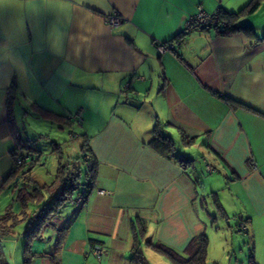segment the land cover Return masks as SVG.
Masks as SVG:
<instances>
[{"label":"crops","instance_id":"0c3cea01","mask_svg":"<svg viewBox=\"0 0 264 264\" xmlns=\"http://www.w3.org/2000/svg\"><path fill=\"white\" fill-rule=\"evenodd\" d=\"M249 1L0 0V188L13 184L12 152L24 143L17 99L36 114L81 109L78 129L96 161L86 202L58 220L68 226L60 264H132L136 219L145 229L140 247L152 250L148 240L187 255L204 233L207 264L221 263L210 255L213 243L238 251L240 264H264V0L240 12ZM199 5L238 13L237 24L250 25L256 38L215 29L182 34ZM114 13L122 20L110 26ZM164 41L175 46L159 54ZM155 127L180 146L179 158L150 144ZM195 144L206 153L202 174H217L207 185L195 161L183 158ZM206 195L218 213L212 221ZM237 216L247 233L235 231ZM46 235L35 252L52 250L55 232ZM94 242L106 250L100 260L90 253Z\"/></svg>","mask_w":264,"mask_h":264},{"label":"trees","instance_id":"16d2710c","mask_svg":"<svg viewBox=\"0 0 264 264\" xmlns=\"http://www.w3.org/2000/svg\"><path fill=\"white\" fill-rule=\"evenodd\" d=\"M258 4L259 0H250L240 12H253ZM218 13L222 23L221 25L215 26L217 34L229 35L236 31H242L248 36L256 38L255 32L250 25L237 24L238 13H228L221 9H218ZM207 30L208 29L199 31ZM222 98L227 99L234 106L251 108L240 101L228 97ZM253 110L256 111L255 109ZM60 117L69 127L80 123V121L73 122L67 119L66 116ZM154 133L155 136L150 141V144L154 148L163 154L180 157L176 154V148L169 136L161 134L160 129L157 127L154 129ZM82 136L84 140L79 148L78 156L80 161H82V165L71 164V166L67 167L59 164V168L50 183L39 184L33 182L34 184H31L29 187V182L26 180L31 178L29 174L40 161V153L36 149L30 147L25 142L18 141L16 148L12 152L13 159L17 155H27L28 158L23 159L24 157H22V163L20 165H14L12 163L10 182H13V184L9 189L14 193L18 206L17 209L13 210L8 208L5 209L4 212H0V240L5 237H12L15 231L14 227L18 223H25L24 234L26 237V248L24 250L23 264H33V260L36 257L47 258L49 264H60L58 254L65 230L68 226L64 224L65 220L58 225L55 219H61V213L68 204L76 207L86 202L85 197L93 188L96 174V161L89 148L88 138L85 134H82ZM34 157L36 158L34 159ZM88 166L90 168H88ZM16 177L18 178L17 181H15ZM8 185L9 182L2 186L0 192L7 189ZM79 198L82 200L78 201ZM138 222L139 220L136 219L131 223L134 242L130 261L132 264H146L139 250L141 240L144 239L145 229ZM50 230L55 232L56 241L52 250L33 252L30 248L32 241L43 239L47 241L49 236L46 235V232ZM95 244L100 243L94 242L91 246ZM144 244L154 252L165 256L171 264H207L208 237L204 233L191 239L185 249L187 255H182L162 243H154L145 240ZM1 253L0 247V254Z\"/></svg>","mask_w":264,"mask_h":264},{"label":"rangeland","instance_id":"374dc122","mask_svg":"<svg viewBox=\"0 0 264 264\" xmlns=\"http://www.w3.org/2000/svg\"><path fill=\"white\" fill-rule=\"evenodd\" d=\"M28 110V113H23V111ZM40 116H39V115ZM45 115V117H43ZM14 116L15 124L19 135L22 137L24 142L30 147L36 149L40 153V161L31 173L29 174L31 178L26 179L29 182V187L31 184L39 183H50L59 168V164L63 166H71V164L82 165V161L79 159V148L83 144V136L78 129V125L74 124L71 127L67 126L61 115H51V114H40L34 113L23 100L16 101L14 106ZM74 137H71L72 135ZM177 152H180V146H177ZM185 153V152H184ZM206 153L202 147L198 144L191 146V151L185 153V157L190 160H194L196 168L200 171V183L201 180L207 185L209 180L207 179L210 175L216 176L217 174H202V160ZM83 170V169H82ZM83 173V171H82ZM213 180V179H211ZM202 184V183H201ZM200 184V186H201ZM203 185V184H202ZM219 192V191H218ZM220 197L226 199L225 190H220ZM206 202L209 205L206 210L210 214V221L216 216L217 211L211 203V200L206 195ZM17 201L14 193L7 189L5 192L0 194V212H4L5 209H17ZM74 207L68 204L61 213V218L66 219L73 213ZM217 218V217H216ZM223 217L218 215V220L222 221ZM229 219H233L231 214H229ZM58 223L59 221L55 219ZM231 223V222H230ZM14 235L12 237H5L0 240V247L2 253L0 254V264H23L24 250L26 248V237L24 234L25 223H18L14 227ZM47 233V232H46ZM55 238L53 240V245L55 244ZM46 240H34L32 241L30 248L35 252L36 246L45 244ZM212 247L211 256L215 257V260H221L220 264H240L241 258L238 251L222 250L220 245L216 246L215 243L210 244ZM209 247V245H208ZM141 253L146 264H163L159 263V259H164L158 253L141 246ZM209 249V248H208ZM221 253L223 257H221ZM165 257V256H164ZM218 257V259H217ZM207 258V257H206ZM222 258V259H221ZM37 260L40 258L36 257L33 260V264H36ZM165 260V259H164ZM163 260V261H164ZM166 261V260H165ZM40 264V262H37ZM167 263V262H165Z\"/></svg>","mask_w":264,"mask_h":264},{"label":"built area","instance_id":"2783aa9c","mask_svg":"<svg viewBox=\"0 0 264 264\" xmlns=\"http://www.w3.org/2000/svg\"><path fill=\"white\" fill-rule=\"evenodd\" d=\"M121 20L122 18L119 17L115 13L113 15H110L107 18V22L109 23L110 26L117 25ZM221 23L222 21L219 18L218 9L214 12H207L199 5L197 6L195 12H193L187 18L184 24V27L182 28V33L188 34L193 31H199V30H205V29H208V30L215 29V26L221 25ZM174 46H175V43L173 41H164V42H158L156 44V49L159 54H163L165 52L172 50ZM67 119L73 122L81 121V109H77L74 113L68 115ZM74 136L75 135L73 134L71 137H74ZM22 157H24L23 159L28 158L27 155H17L13 159V164L20 165L22 163ZM35 158L36 157H34V159ZM251 165H254L253 161L251 162ZM88 168L90 167L88 166ZM205 171L207 173H212L214 171V168L212 167L211 164L207 163L205 165ZM85 192H86V189H85ZM98 193L103 194L104 190L99 189ZM87 197H88V194L85 197L86 200H87ZM81 200H82L81 198L78 199V201H81ZM235 221H236L235 231L239 234L247 233L248 228H247L245 221L239 216L235 217ZM90 252L97 260H100L105 255L106 250L101 244H95L91 246Z\"/></svg>","mask_w":264,"mask_h":264},{"label":"water","instance_id":"95a60500","mask_svg":"<svg viewBox=\"0 0 264 264\" xmlns=\"http://www.w3.org/2000/svg\"><path fill=\"white\" fill-rule=\"evenodd\" d=\"M17 180H18V178L15 179V181H17Z\"/></svg>","mask_w":264,"mask_h":264}]
</instances>
